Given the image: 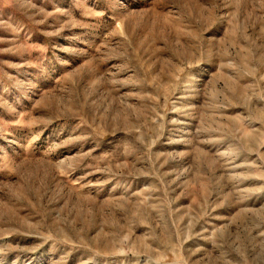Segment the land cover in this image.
<instances>
[{
  "label": "rangeland",
  "instance_id": "374dc122",
  "mask_svg": "<svg viewBox=\"0 0 264 264\" xmlns=\"http://www.w3.org/2000/svg\"><path fill=\"white\" fill-rule=\"evenodd\" d=\"M0 264H264V0H0Z\"/></svg>",
  "mask_w": 264,
  "mask_h": 264
}]
</instances>
